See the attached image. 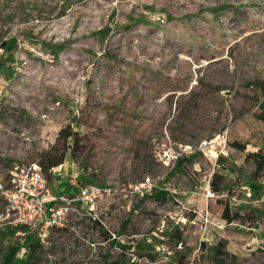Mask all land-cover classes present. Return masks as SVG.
<instances>
[{"label": "rangeland", "instance_id": "374dc122", "mask_svg": "<svg viewBox=\"0 0 264 264\" xmlns=\"http://www.w3.org/2000/svg\"><path fill=\"white\" fill-rule=\"evenodd\" d=\"M261 112L264 0H0V181L68 143L51 190L113 189L45 233L0 196V264H264ZM169 142L192 154L162 179Z\"/></svg>", "mask_w": 264, "mask_h": 264}, {"label": "built area", "instance_id": "2783aa9c", "mask_svg": "<svg viewBox=\"0 0 264 264\" xmlns=\"http://www.w3.org/2000/svg\"><path fill=\"white\" fill-rule=\"evenodd\" d=\"M214 140H204L199 144L203 149L213 144ZM216 142V147H222ZM225 144V143H224ZM223 152V151H222ZM192 154L191 150L178 149L169 142L156 150V160L167 169L162 177L165 179L173 169L177 168L182 160ZM74 191L66 193L53 192L47 176L37 163L24 167H14L12 177L5 185L0 181V196L5 205V220L9 227H39L42 233L49 229L61 228L68 213L79 206L85 209L97 205L103 196H109L111 187L90 185L83 189H75L76 183L68 181ZM157 181L149 177L143 179L129 189V194L148 196L157 187ZM70 193V194H68ZM212 196L208 193L207 198ZM4 224L0 223V230Z\"/></svg>", "mask_w": 264, "mask_h": 264}, {"label": "trees", "instance_id": "16d2710c", "mask_svg": "<svg viewBox=\"0 0 264 264\" xmlns=\"http://www.w3.org/2000/svg\"><path fill=\"white\" fill-rule=\"evenodd\" d=\"M259 117L264 119V112H261ZM72 137H73L72 131L69 128H64L60 131L58 140L60 141L61 139H64L65 141H68ZM68 148H70L68 143H66V145H64V147L60 149H57L56 146H54L50 150L46 151L41 155V162L38 165L40 166L41 170L45 175L48 174L50 175L52 169L62 165L65 162ZM49 175L47 177H49ZM212 189L213 191H217L218 186L213 184ZM221 218L227 223H232L242 219L239 213H231L230 206L227 203L224 205V210L222 212ZM22 228L23 227H19V228L7 227L5 230L6 232L9 231L10 234H12L14 233V231ZM3 235L6 236V233L3 232ZM39 248H42L39 241L30 243L26 245V250H27L26 254L27 255L31 254L29 255V257H32V253L36 252Z\"/></svg>", "mask_w": 264, "mask_h": 264}, {"label": "bare ground", "instance_id": "6f19581e", "mask_svg": "<svg viewBox=\"0 0 264 264\" xmlns=\"http://www.w3.org/2000/svg\"><path fill=\"white\" fill-rule=\"evenodd\" d=\"M63 165H64V164H63ZM65 165H67V163H66Z\"/></svg>", "mask_w": 264, "mask_h": 264}]
</instances>
